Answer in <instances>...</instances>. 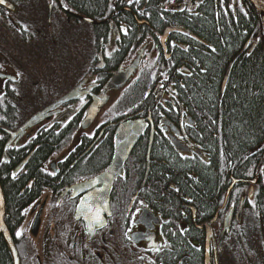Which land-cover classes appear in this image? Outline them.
Here are the masks:
<instances>
[{"label":"flooded vegetation","instance_id":"flooded-vegetation-1","mask_svg":"<svg viewBox=\"0 0 264 264\" xmlns=\"http://www.w3.org/2000/svg\"><path fill=\"white\" fill-rule=\"evenodd\" d=\"M5 1L0 164L14 166L0 186L5 195L9 183L21 181L28 198L13 234L5 204L20 264H264V148L243 151L240 162L231 156L211 197L193 189L203 186L199 174L211 165L214 143L222 144L213 122L226 71L219 79L205 75L201 58L211 49L184 26L198 7L164 0L153 12L148 1L106 0L105 10L90 15L66 0ZM213 6L218 32L224 17L251 16L246 0ZM248 41L246 53L257 44ZM58 49L64 58L55 62ZM136 61L123 85L105 90ZM59 65L69 77L63 83ZM76 87L40 123L11 135ZM99 97L106 103L83 126ZM33 102L38 108L23 117L22 104ZM122 124L133 125L126 138L139 135L109 185L105 224L90 229L78 211L87 194L79 189L113 163ZM177 161L186 166L180 183L167 171ZM103 183L87 191L101 193Z\"/></svg>","mask_w":264,"mask_h":264},{"label":"trees","instance_id":"trees-1","mask_svg":"<svg viewBox=\"0 0 264 264\" xmlns=\"http://www.w3.org/2000/svg\"><path fill=\"white\" fill-rule=\"evenodd\" d=\"M68 4L73 3L90 15L105 10L110 0H66ZM148 1L154 7L153 12L160 11L158 8L164 0H141L140 3ZM173 3L188 4V0H168ZM199 1V2H198ZM201 1V2H200ZM70 2V3H69ZM198 7L195 13L185 22V27L195 37L208 42L211 49L210 54L201 58L206 66L207 73L211 78H220L225 71L229 61L248 40L257 41L256 47L250 52L245 51L236 59L230 70L227 84L224 89L219 107L218 120H213V125L219 128L221 146L211 148V165L203 166L200 181L203 186L193 187L203 198L211 197L220 184L219 172H227L231 156L235 155L237 161H242L243 151L249 148H264V26L257 10L246 0L250 9V18L237 16L235 20L230 16L221 20L220 32L217 31L214 0H190V4ZM189 11V9L187 10ZM191 12V11H189ZM216 51V53H214ZM214 118V115L211 114ZM214 142L216 140L214 139ZM0 145V160L2 154ZM36 160H31V165ZM0 179L5 174H10L14 164H0ZM167 171L172 172L181 181L186 166L179 161L167 165ZM223 167V168H222ZM4 168V170H3ZM10 169V171H9ZM34 170V169H33ZM176 181V180H175ZM179 182V181H178ZM180 183V182H179ZM180 186V185H179ZM7 187V186H6ZM22 183L8 184L5 192L6 210L10 213L7 224L11 234L19 218V208L28 202L25 194H20ZM193 193H196L192 191ZM0 264H13L9 247L4 239L0 238Z\"/></svg>","mask_w":264,"mask_h":264},{"label":"water","instance_id":"water-1","mask_svg":"<svg viewBox=\"0 0 264 264\" xmlns=\"http://www.w3.org/2000/svg\"><path fill=\"white\" fill-rule=\"evenodd\" d=\"M250 4H252V6L258 11V13L260 14L261 20L263 22L262 25H264V0H249ZM190 3V0H188V4ZM2 6H6V7H10L9 3H7L5 1V3L0 4ZM249 45V41H247L245 43L244 46H242V48L239 50V52L232 57L231 61L229 62V64L227 65L225 74H224V78L223 82H222V88L221 90V96L223 95L224 89L226 87V83H227V78L229 77L230 74V70L232 68V65L234 64V62L236 61V59L246 50V48ZM255 43L251 46L250 50L248 52H251L254 49ZM138 64V61L133 62L128 68H127V72L123 73V75H119L118 72H116L112 79L109 81V83L107 84L105 90L109 91L111 89H115L118 88L119 85H123V83H125V81H127V79L129 78V74L131 72L134 71V69L136 68ZM77 87L75 89H73L72 91H70L67 95H65L64 97L60 98L59 100H57L56 102H54L52 105L42 109L40 112H38L37 114L33 115L26 123H24L17 132H13L11 133L12 136L17 135L18 133L22 132L25 128L27 127H32L38 123H40L42 121V119L46 116H49L50 113V109L54 108L55 106H57L58 104L67 101L69 99H72L74 97V94L77 91ZM107 99L106 97H99V100L97 99L94 104L93 107L91 108V110L89 111L87 117L84 119L83 121V126L88 125L92 119L95 117V115L98 112L99 107H102V105H104L106 103ZM132 124H122L120 125V127L118 128V131L116 133L115 136V140H116V145H115V156H114V161L111 164V166L103 173L101 174L97 179L100 180V182H104L103 185H101V196L104 199V201H108V193H109V185L112 181V179L115 177V174H117L118 169H120V166L122 165V162L125 160V158L127 157V155L129 154L130 149L132 148V146L134 145L135 141L138 138L139 133L136 132L134 134V136L132 138H126L124 135L125 133L132 127ZM99 182V183H100ZM105 184H107V188L105 189ZM4 216H5V200H4V195L0 186V234L3 235L5 241L7 242L12 257H13V263L14 264H20V259L17 253V250L15 248V245L13 244L11 235L7 229V226L5 224V220H4Z\"/></svg>","mask_w":264,"mask_h":264},{"label":"snow or ice","instance_id":"snow-or-ice-1","mask_svg":"<svg viewBox=\"0 0 264 264\" xmlns=\"http://www.w3.org/2000/svg\"><path fill=\"white\" fill-rule=\"evenodd\" d=\"M5 3V0H0V4ZM67 7V5H65ZM27 30V26H24ZM126 31V29H125ZM83 98V97H81ZM99 179L89 181L85 185H82L79 189L80 192H86L87 194L81 198L80 205L78 206V211L84 216L85 219L89 221V228L91 229L92 225L103 226L105 221L102 216V212L107 204L106 201H103L101 204L96 203L97 200H102V196L99 192H88L89 188H93L95 184L99 183ZM140 209H137L139 212ZM17 235H21L20 232H17Z\"/></svg>","mask_w":264,"mask_h":264},{"label":"rangeland","instance_id":"rangeland-1","mask_svg":"<svg viewBox=\"0 0 264 264\" xmlns=\"http://www.w3.org/2000/svg\"><path fill=\"white\" fill-rule=\"evenodd\" d=\"M59 50V52L57 53V59H55V62H58L59 60V58L61 59V61H62V58H64V55H62L63 54V49H58ZM28 54L29 55H32V56H36L35 57V59H33V60H36L37 59V57L40 59L41 57L40 56H38V55H36L35 53H33L32 51H30V50H28ZM62 55V56H61ZM30 60H31V58H29ZM61 66H63V65H59V67L57 68V71H58V74L57 75H59V77L61 78V77H63V78H61V80H62V83H63V80H65L64 79V76H65V78H66V76L68 77V73H67V70H63L62 68H61ZM69 78V77H68ZM62 85L61 86H59V88H57V89H59V91L60 90H62ZM29 103H31V101H29ZM39 104V103H38ZM36 105H37V103H35V102H33V104H29V107H27V106H25V103H23L22 104V110H21V113H22V116L24 117H26V115H28V114H30L32 111H34V110H36L38 107H36ZM21 261H22V259H21Z\"/></svg>","mask_w":264,"mask_h":264}]
</instances>
